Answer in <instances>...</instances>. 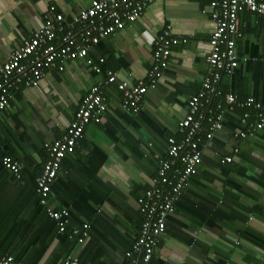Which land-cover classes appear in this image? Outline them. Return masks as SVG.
I'll return each mask as SVG.
<instances>
[{
  "label": "crops",
  "instance_id": "0c3cea01",
  "mask_svg": "<svg viewBox=\"0 0 264 264\" xmlns=\"http://www.w3.org/2000/svg\"><path fill=\"white\" fill-rule=\"evenodd\" d=\"M91 1L0 0V67L11 50L45 21L49 8L70 19ZM208 5L209 0H154L135 22H126L123 29L91 47L86 58L62 63V71L47 70L38 87L11 91L10 106L0 117V160L9 155L22 163L24 172L19 182L0 166V245L8 244L0 252L10 245L16 249L20 243L26 245L21 251L26 259H35L36 264H65L72 253L82 263L124 264L144 219L138 199L156 178L168 138L178 136L177 125L188 112L187 102L209 73L206 57L212 22ZM167 26L178 43L171 48L169 65L159 82L144 95L140 111L130 115L123 111L119 91L109 85L104 89L108 97L105 121L89 124L74 154L60 164L49 204L68 211L67 226L76 230L88 225L89 238L79 248L53 230L34 192V179L46 160L44 144L66 133L75 109L90 87L104 78L103 71L115 72L129 85L144 80L154 42ZM238 27L242 36L235 45L241 74L237 80L257 75L245 86H253L251 92L264 99V18L243 10ZM94 65H100L102 72L95 73ZM214 139L203 148L207 159L215 158L217 151L250 147L252 155L264 162V153L251 141ZM230 178L243 183L248 195L228 187L224 181ZM179 199L153 251L154 264H191L188 257L201 258V264H211L214 258L220 264H264V247L242 239L249 237L243 232L252 230L263 236V242L264 189L201 163ZM185 239L205 245L199 257L190 256L192 247Z\"/></svg>",
  "mask_w": 264,
  "mask_h": 264
},
{
  "label": "built area",
  "instance_id": "2783aa9c",
  "mask_svg": "<svg viewBox=\"0 0 264 264\" xmlns=\"http://www.w3.org/2000/svg\"><path fill=\"white\" fill-rule=\"evenodd\" d=\"M153 1L92 0L87 8L70 19L56 13L53 7L49 8L45 21L30 38L23 40L21 46L11 50L8 59L0 67V117L10 106V92L18 84L38 87L47 70L58 67L62 71V63L86 57L88 50L101 39L123 29L126 22L133 23L139 19ZM208 9L212 22L206 57L209 73L201 81L199 90L188 100L187 114L178 122L177 132L180 138H168L167 152L159 161L157 176L138 199L144 219L136 241L126 254L128 264L149 262L160 241L159 237L166 230V219L173 213L174 202L186 188L189 178L199 170L204 146L223 128L230 112L233 113L236 107H248L256 114L255 123L247 131L237 130L235 137H252L264 129L262 103L252 97L239 101L234 94L221 97L217 88L222 75H231L239 65L235 52L236 41L242 36L238 27L239 14L247 10L264 17V0H209ZM177 43L178 39L172 37L171 28L167 26L154 42L151 64L145 79L139 80L135 85L119 79L111 70L103 71L104 78L90 87L74 111L66 133L44 144L46 160L42 174L36 179L35 192L46 208L48 217L56 222L60 232L65 230L69 222V213L66 209H54L49 204L51 185L56 180L62 160L74 152L86 126L105 121L107 98L103 95L104 89L115 85L122 93L121 109L128 113H138L144 95L159 82L163 71L168 67L171 48ZM99 63L102 65L104 59L100 58ZM100 65H94L92 70L101 73ZM249 116L250 112H244L240 117L241 124H245ZM237 150L234 149V152ZM223 162H231V157H225ZM2 165L19 178L22 163L5 156L2 158ZM69 238L74 240L77 247L82 248L89 238L88 225L84 224L80 229L74 230ZM0 264L31 263L16 261L12 255H4L0 257ZM65 264L88 263H82L78 255L72 253L67 255Z\"/></svg>",
  "mask_w": 264,
  "mask_h": 264
},
{
  "label": "trees",
  "instance_id": "16d2710c",
  "mask_svg": "<svg viewBox=\"0 0 264 264\" xmlns=\"http://www.w3.org/2000/svg\"><path fill=\"white\" fill-rule=\"evenodd\" d=\"M95 45H93V46H95ZM102 65H101V67H102ZM238 67L234 70V72L231 75H227V74L224 73L222 75L219 83H217V88L221 92V97L223 95H225V94H234V95L237 96V99L239 101L240 100H244L247 97H252V98L255 99V101L262 103V105L264 106V99L263 98H259L255 93L251 92V88L253 86L252 87H246L245 86V84H247V81H249L250 79L255 80L257 75H252V76L251 75H247V78H243L240 81H238L237 77L239 75H241L239 70H238ZM20 86H25V85L23 83L18 84L17 88L20 87ZM10 94H11V92H10ZM103 95L106 98H108L106 92H104V91H103ZM119 95H120L119 97L122 99V93L120 91H119ZM10 100H11V97H10ZM246 111L250 112V116H249V118H247L245 120V124H241L240 117H242L243 113L246 112ZM128 114L130 115V114H133V113L129 112ZM229 115H232V116H229ZM229 115H228L230 117L229 121L226 122V123L225 122L223 123V129L218 131L216 133V135L218 134V136L214 135L213 139L215 138L214 140L216 142L221 140L219 138H227V139L233 138L234 140H236V143L238 142V140L239 141H247V142L251 141V142L255 143L254 146L257 149H259L262 153H264V129L259 131V132H256L255 135L252 136V137L249 136V135H245V137H243V138L242 137H235V134H236L237 130H239V131H247V128L250 125L255 123V121H256L255 111L249 110L248 107H244V108L236 107L235 111L233 113L230 112ZM83 134H84V131H83L82 136H81V138L79 140H81L83 138ZM173 137L179 139L180 138V134L178 133V136H173ZM257 139H258V141L256 142ZM78 141H77V143H78ZM203 142L205 143L206 140H204ZM234 149L235 148H233L232 152L230 151L229 153H226L225 151L224 152L223 151L222 152L221 151H217V155L215 156V158H210V159L209 158L207 159L202 154V164L208 165L209 167H212V168L217 166L224 173V175H225V173L226 174L234 173L237 176H239V177H241V178H243V179H245V180H247L249 182H252V183L256 184V186L264 189V162L252 155L253 148L248 147V148H246L244 150H242V149L239 150L238 149L237 152H234ZM74 151H75V149H74ZM73 154H74V152L66 155L65 158L67 156H70V155H73ZM226 155L231 157V162H229V163L223 162V159H224V157ZM5 156L10 157L12 160L18 161L17 159H14V158H12L9 155H3L2 158L5 157ZM2 158L0 160L1 168L3 170L8 171L12 175V177L14 179L18 180L19 182H21V181L23 182V180H22L23 172H24L23 168L20 171L19 178H18L11 171H9L8 169H5V167L2 165ZM59 169H60V167H59ZM257 169H258V171H257ZM42 171H43V166H42V169H41L39 175L34 179V183H33L34 192H35V188H36V179L42 174ZM58 173H59V171H58ZM57 176H58V174H57ZM56 179H57V177H56ZM53 183H52V185H53ZM187 183H188V181H187ZM224 183L227 184L228 187L240 190V191L243 192L242 194L248 195L247 192L244 190L246 188V186L243 183H241V182L239 183L238 181L234 180L233 178L226 179L224 181ZM52 185H51V189H52ZM35 194H36V192H35ZM50 194H51V191H50ZM181 194L178 196L177 200L173 204V213L175 212V209H176V207L178 205V202L180 200L179 198H181ZM251 195H253V194H251ZM251 198L254 201H258V198L256 196H251ZM37 203H38V199H37ZM255 206H257V205H255ZM244 208L247 211L251 212V213L253 211V209H249L246 206H244ZM253 208H254V206H253ZM257 210L258 211L261 210V207L259 205L257 206ZM43 212L44 213L46 212L45 208H44ZM173 213L170 214V215H173ZM170 215L166 219V224L168 223ZM50 221H51V225L53 226V230H55L57 233H59L61 235V237H63L64 240H66L68 243H69V241H73L74 242L73 239L70 240V238H69L70 235L73 232L71 229L75 230L74 228H71V226H69V225L67 226L66 225L65 230L63 232H60L58 227L56 226V222H54L52 219H50ZM141 225H142V223H141ZM140 228H141V226H140ZM139 232H140V230H139ZM242 234H247L249 236L247 238H246V236H242V239H247V240L251 241L253 243V245H255V246H258L260 244V247H264V239H263V242H261V240H260V239L263 238L262 235L254 232L252 230H246ZM8 240L11 241L12 239H8ZM181 240H183V239H181ZM185 242L189 243V246L192 247V249L190 250V256L196 255L197 257H199V253H201L200 247H203L205 245H203L201 243V241L198 240V239H185ZM19 245H20V243H18V247L16 249L13 248L12 245H10L7 248L6 251H1L0 252V257L4 256V255H12L16 259V261L31 262L33 264H36L37 260H35V259H26V257L24 256V253L21 252V251L24 250V248H26V245H24V244H21V246H19ZM2 246H8V244L7 245H0V247H2ZM217 259L218 258H214L213 260H210V263L211 264H220L221 261L220 260L218 261ZM186 260L189 261L191 264H201V262H202L201 258L193 260V259L188 257V258H186ZM207 260L208 259L205 260L206 263H207ZM128 262H129V258H127V256H125L124 264H128ZM147 264H154V256L153 255H152L151 259L149 260V262Z\"/></svg>",
  "mask_w": 264,
  "mask_h": 264
},
{
  "label": "bare ground",
  "instance_id": "6f19581e",
  "mask_svg": "<svg viewBox=\"0 0 264 264\" xmlns=\"http://www.w3.org/2000/svg\"><path fill=\"white\" fill-rule=\"evenodd\" d=\"M143 216V215H142Z\"/></svg>",
  "mask_w": 264,
  "mask_h": 264
}]
</instances>
